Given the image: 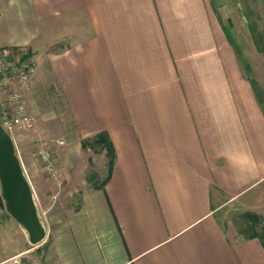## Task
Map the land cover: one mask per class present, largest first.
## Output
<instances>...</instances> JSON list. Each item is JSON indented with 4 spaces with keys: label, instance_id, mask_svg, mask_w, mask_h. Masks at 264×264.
Masks as SVG:
<instances>
[{
    "label": "crops",
    "instance_id": "1",
    "mask_svg": "<svg viewBox=\"0 0 264 264\" xmlns=\"http://www.w3.org/2000/svg\"><path fill=\"white\" fill-rule=\"evenodd\" d=\"M229 2L0 0V49L34 63L23 94L52 86L78 140L105 132L115 151L77 206L64 189L86 167L62 161L49 195L32 183L37 244L0 198V264H264L260 232L217 215L264 185V111Z\"/></svg>",
    "mask_w": 264,
    "mask_h": 264
},
{
    "label": "rangeland",
    "instance_id": "2",
    "mask_svg": "<svg viewBox=\"0 0 264 264\" xmlns=\"http://www.w3.org/2000/svg\"><path fill=\"white\" fill-rule=\"evenodd\" d=\"M229 4L235 23L233 43L241 65L264 89V0H230ZM8 50L15 59H31V54L26 49L9 48ZM23 98L27 112L32 116L31 124L15 127L10 135L25 175L31 186L34 183L40 184L41 187L37 192L47 195L53 191L50 184H57L58 180H61L59 177L51 178L44 171L37 154V148L41 145L50 150L59 168L62 161L74 170L79 171L86 167L85 178H79L80 173L77 176L76 173L71 174L75 175L70 178L75 181L72 183L73 188L64 189L68 192L66 198L69 203L77 206L82 191L91 187L86 181L87 174L94 175L95 183H99L106 176L105 151L101 150L99 145L81 147V139L78 140L74 134L65 107L52 86H48L46 92L38 89L33 98H27L24 94ZM65 180L67 178H62L63 182ZM62 190L59 188L60 192ZM0 198H2L1 191ZM245 201L225 202L217 211V215L223 222L243 227L245 231L261 232L264 227V185Z\"/></svg>",
    "mask_w": 264,
    "mask_h": 264
},
{
    "label": "water",
    "instance_id": "3",
    "mask_svg": "<svg viewBox=\"0 0 264 264\" xmlns=\"http://www.w3.org/2000/svg\"><path fill=\"white\" fill-rule=\"evenodd\" d=\"M258 101L264 111V89L250 75ZM0 191L4 207L28 234L31 244L45 237V228L39 219L34 193L24 173L11 135L0 124Z\"/></svg>",
    "mask_w": 264,
    "mask_h": 264
},
{
    "label": "built area",
    "instance_id": "4",
    "mask_svg": "<svg viewBox=\"0 0 264 264\" xmlns=\"http://www.w3.org/2000/svg\"><path fill=\"white\" fill-rule=\"evenodd\" d=\"M33 62L29 58H16L6 48L0 49V124L10 134L15 127L29 126L32 116L28 114L23 98V88L33 71ZM44 171L53 179L60 176L50 150L41 145L37 148ZM2 264H27L21 255L12 256Z\"/></svg>",
    "mask_w": 264,
    "mask_h": 264
},
{
    "label": "trees",
    "instance_id": "5",
    "mask_svg": "<svg viewBox=\"0 0 264 264\" xmlns=\"http://www.w3.org/2000/svg\"><path fill=\"white\" fill-rule=\"evenodd\" d=\"M80 144L82 148L89 147L90 145H99L100 149L105 151V156L107 157L106 176L99 183L94 182L95 178L93 174H87V177H86V181L91 185V187L102 188L109 178L110 171L113 165V161L115 157V151H114L113 144L111 143V141L109 140L105 132H99L93 136L83 138L81 139ZM259 238L264 246V227L261 229Z\"/></svg>",
    "mask_w": 264,
    "mask_h": 264
}]
</instances>
